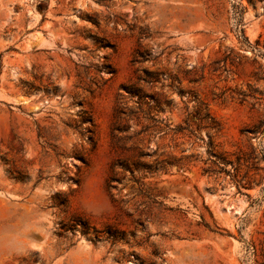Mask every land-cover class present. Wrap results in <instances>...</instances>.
<instances>
[{"label": "rangeland", "instance_id": "1", "mask_svg": "<svg viewBox=\"0 0 264 264\" xmlns=\"http://www.w3.org/2000/svg\"><path fill=\"white\" fill-rule=\"evenodd\" d=\"M0 264H264V0H0Z\"/></svg>", "mask_w": 264, "mask_h": 264}]
</instances>
